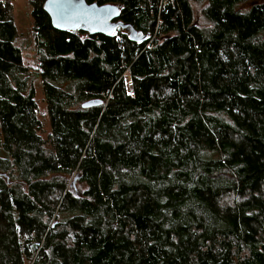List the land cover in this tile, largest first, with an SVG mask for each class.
I'll return each mask as SVG.
<instances>
[{"label":"trees","instance_id":"16d2710c","mask_svg":"<svg viewBox=\"0 0 264 264\" xmlns=\"http://www.w3.org/2000/svg\"><path fill=\"white\" fill-rule=\"evenodd\" d=\"M87 1L148 38L30 0L36 73L0 2V264H264V0Z\"/></svg>","mask_w":264,"mask_h":264},{"label":"water","instance_id":"95a60500","mask_svg":"<svg viewBox=\"0 0 264 264\" xmlns=\"http://www.w3.org/2000/svg\"><path fill=\"white\" fill-rule=\"evenodd\" d=\"M43 9L48 14L53 28L60 31H84L87 34H100L112 37L118 30L124 31L127 38L143 42L148 33H141L130 22L119 19L120 6L115 3L98 4L87 0H44ZM103 104L101 99L82 102V108Z\"/></svg>","mask_w":264,"mask_h":264},{"label":"rangeland","instance_id":"374dc122","mask_svg":"<svg viewBox=\"0 0 264 264\" xmlns=\"http://www.w3.org/2000/svg\"><path fill=\"white\" fill-rule=\"evenodd\" d=\"M192 6L196 23L200 26L207 25L203 16V10L205 8V5L202 4L200 1H194ZM11 16L16 27V32L19 35L17 43L22 48L21 54L23 64L27 66L32 72L36 73L35 71L37 69L38 57L32 44L33 27L30 0H12ZM34 87L35 98L37 101L36 113L43 122L44 134L46 135V133L49 132L48 116L46 111V103L43 97L41 81L37 76L34 78ZM70 178L68 179L69 181ZM70 189L75 193L82 191V187L78 183L76 185L70 186ZM232 200L233 199H231L230 197L227 198L228 202Z\"/></svg>","mask_w":264,"mask_h":264},{"label":"built area","instance_id":"2783aa9c","mask_svg":"<svg viewBox=\"0 0 264 264\" xmlns=\"http://www.w3.org/2000/svg\"><path fill=\"white\" fill-rule=\"evenodd\" d=\"M4 0H0V2H3ZM116 40H117V42L118 43H120L121 42V40H120V37H116ZM131 90H132V86L130 85V86H128V92L131 94Z\"/></svg>","mask_w":264,"mask_h":264}]
</instances>
